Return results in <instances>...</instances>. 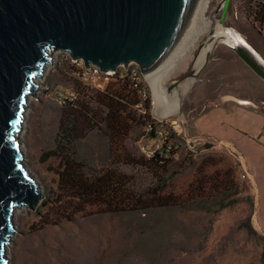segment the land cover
<instances>
[{"label":"rangeland","instance_id":"1","mask_svg":"<svg viewBox=\"0 0 264 264\" xmlns=\"http://www.w3.org/2000/svg\"><path fill=\"white\" fill-rule=\"evenodd\" d=\"M222 1H210L204 21L211 23V29L182 60L178 70L161 83L165 95H173L168 102L175 100L177 104L178 98L180 113L165 124L182 150L178 159L164 161L165 169L149 172L123 159L126 154L137 162L143 157L139 141L145 123L135 127L124 143L110 142L103 132L104 125L98 123L104 108L96 99L103 92L87 89L67 75L66 70L71 74L72 62L66 64L62 53L53 57L38 91L29 98L21 138L25 163L38 180L43 197L35 210L22 207L14 216L15 232L8 253L11 264H264L263 170L262 184L252 178L242 179L243 172H251L243 155L231 146L219 143L224 150L221 151L214 148L215 142L200 143L202 137L195 132L197 117L210 108L212 88L229 91L243 100L256 75L230 47L220 43L213 49L200 78L182 81L206 61L215 42L205 44L213 28H221V12H216ZM262 1L233 0L230 8L228 27L250 45L264 41V26L255 21L254 14ZM220 34L217 30L216 35ZM209 79L212 81L208 84ZM176 82H180L178 87ZM121 84L112 81L106 92ZM57 85L78 89L77 102L67 107L52 102L46 89L53 90ZM143 86L148 98L139 100L145 108L143 112L136 108L135 111L149 114L151 119L155 117L154 96L147 78ZM62 123L68 128H79L78 133L72 132L70 137L60 133ZM61 155L86 165L93 174L121 171L131 179L130 187L140 190L157 182L166 184L162 194L180 196L182 205L150 206L124 213H103L92 206L71 220H63L56 203ZM216 174L229 189L227 192L226 188L214 187L218 183ZM224 204L226 207H222Z\"/></svg>","mask_w":264,"mask_h":264},{"label":"water","instance_id":"2","mask_svg":"<svg viewBox=\"0 0 264 264\" xmlns=\"http://www.w3.org/2000/svg\"><path fill=\"white\" fill-rule=\"evenodd\" d=\"M198 0H0V264H11L7 247L14 216L35 210L42 194L24 162L20 133L35 81L55 50L83 59L86 66L114 71L136 63L151 82L172 60L185 36ZM233 0H223L219 26L224 31ZM209 41L217 42L213 30ZM182 80L199 79L209 62ZM264 82V58L249 43L228 46ZM180 82H176L175 85Z\"/></svg>","mask_w":264,"mask_h":264},{"label":"trees","instance_id":"3","mask_svg":"<svg viewBox=\"0 0 264 264\" xmlns=\"http://www.w3.org/2000/svg\"><path fill=\"white\" fill-rule=\"evenodd\" d=\"M255 21L264 26V0L258 4L255 11ZM99 94L97 103L104 108L99 124L104 125L103 132L110 142L124 143L133 133L135 127L151 121L149 114H138L135 106L140 102L139 90L129 81H124L118 89ZM88 92H85V94ZM89 96V94H86ZM138 96V99H137ZM71 105V104H70ZM67 107V106H66ZM150 119V120H149ZM79 128H68L63 123L60 133H78ZM143 133L141 134L142 137ZM140 137V138H141ZM123 159L147 169L149 172L165 169L167 162L159 159L145 160L143 157L137 162L126 154ZM62 170L60 172L59 195L57 207L60 209V218L71 220L75 214L86 212L88 207L97 206L103 213H124L140 211L150 206L182 205L180 196L162 194L166 184H151L142 190L137 186L130 187L131 179L121 171L107 170L99 174L89 172L86 165H81L71 160L70 157L61 155ZM215 188H226L216 177ZM220 182V183H219ZM226 192L229 190L225 189ZM229 198L228 195L225 196ZM222 207H226L224 204Z\"/></svg>","mask_w":264,"mask_h":264},{"label":"crops","instance_id":"4","mask_svg":"<svg viewBox=\"0 0 264 264\" xmlns=\"http://www.w3.org/2000/svg\"><path fill=\"white\" fill-rule=\"evenodd\" d=\"M251 46L264 58V41ZM210 79L206 81L208 84L212 81ZM252 79L253 85L249 94L246 92L242 97L245 98L243 101L237 100L239 97L229 91L212 88L210 108L197 117L195 132L202 138H214L215 149L222 151V145L237 149L251 167V172L247 171L249 177L259 185L262 184V170L264 172V82L257 76ZM216 143L222 145L216 146Z\"/></svg>","mask_w":264,"mask_h":264},{"label":"built area","instance_id":"5","mask_svg":"<svg viewBox=\"0 0 264 264\" xmlns=\"http://www.w3.org/2000/svg\"><path fill=\"white\" fill-rule=\"evenodd\" d=\"M59 53L63 54L66 64H68V61L72 62L71 74L66 70L67 75L83 87L87 89L96 88L97 91L106 92L107 87L114 80L120 82L129 81L139 90L140 98L144 100L148 98V90L143 86L144 79L147 77L142 74L136 63H130L127 67L122 65L114 71L105 72L97 66L91 65L87 67L82 60L72 58L68 52L61 51ZM46 91L52 102L63 106L77 102L80 96L78 89L68 88L65 85H57L53 90L46 89ZM135 108L137 111L143 112L145 107L143 102L140 101ZM154 116L144 127L143 135L139 141L140 152L146 160L159 159L161 161H169V159H178L182 153L180 145L173 139V134L169 126L165 124V121L160 120L156 114ZM198 142H210L212 144L216 141L212 140V138H201ZM241 176L242 179L250 178L247 171L243 172Z\"/></svg>","mask_w":264,"mask_h":264},{"label":"bare ground","instance_id":"6","mask_svg":"<svg viewBox=\"0 0 264 264\" xmlns=\"http://www.w3.org/2000/svg\"><path fill=\"white\" fill-rule=\"evenodd\" d=\"M210 1L211 0H198L197 1V5H196V8H195L194 17L192 19V22H191V24H190V26H189V28H188L185 36L183 37L182 41L180 42V44H179V46H178V48H177V50L175 52V54H176L177 51H178V49L180 48L179 49L180 51H178V53L176 54L177 57L174 54L175 56L172 58V60L170 61V63L161 71V73L156 77V79L153 82H151L147 78V80H148V82L150 84V88L152 89L153 96H154V99H153V111L157 115V117L160 120H162V121L175 120L173 117L174 116H177L180 113V108H179L178 98H177V104H176V101L175 100H171L170 102H168V97H169V99H172V96L173 95H169L168 93H167L168 96L165 95V90H163L161 88L162 87L161 86V83L162 82H165L166 80H168L169 76L171 74L175 73L176 70H178L177 68H178V66H180L179 64H181L182 60L186 56H189L188 54H190L194 50L196 44L201 39V37L204 34H206L207 32H209V30L211 29V23L210 24H207L204 21V14L206 13V11L208 9V6L210 4ZM213 30L215 31V34H216L217 30H218L222 34V35L221 34L220 35L223 36L224 38L222 40H220L219 42H217L216 45L214 43L210 47V50H211V48H213L214 46L219 45L220 43H223V44H225L227 46H235V45H238L240 41L243 42V43H246V40L244 39V37L241 34H239L238 32H236V31L234 33H232L230 30L224 31V30H222V28H218V27L216 28V26H215V28H213ZM220 35H217V36H220ZM210 43H212V41H208L205 45H209ZM56 51L61 52L63 50H55L52 53V57H54V58L56 57V54L57 55L59 54V52H56ZM65 52H67V51H65ZM175 57H176V61L169 68L170 64L172 63V61L174 60ZM72 58H74V57L72 56ZM78 59H80V58H77V60ZM80 60H82L84 62L83 59H80ZM53 62L54 61L52 60L51 64ZM84 64H85V62H84ZM49 65L47 66L46 70H48ZM91 65L92 66H96V65H93V64H91ZM46 70H45V72H46ZM140 71H141V69H140ZM42 76L39 77L35 81V83L38 86H39V83L41 81L40 79L42 78ZM186 80L187 79L182 80V81H186ZM165 84H166V87H167V83H165ZM38 86H37L36 92L38 91ZM178 86H179V84L177 85V87ZM179 91L181 92V88L179 89ZM243 100H241V101H243ZM28 101H29V99H28ZM22 131L20 133V139L21 138L23 139V137H24V132H22ZM21 149H22V152H23V154L25 156L26 150H25L24 144L21 145ZM24 162H25V160H24ZM40 192L43 195L42 190ZM23 207H25V206H23ZM18 212L19 211L17 210L16 213H15V217L18 214ZM9 250H10V246L7 247V255L9 253Z\"/></svg>","mask_w":264,"mask_h":264},{"label":"flooded vegetation","instance_id":"7","mask_svg":"<svg viewBox=\"0 0 264 264\" xmlns=\"http://www.w3.org/2000/svg\"><path fill=\"white\" fill-rule=\"evenodd\" d=\"M225 45V44H224Z\"/></svg>","mask_w":264,"mask_h":264}]
</instances>
